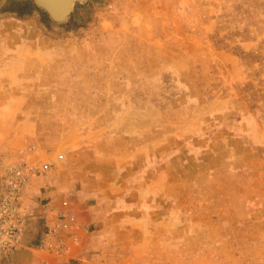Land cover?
Returning <instances> with one entry per match:
<instances>
[{
  "label": "rangeland",
  "instance_id": "rangeland-1",
  "mask_svg": "<svg viewBox=\"0 0 264 264\" xmlns=\"http://www.w3.org/2000/svg\"><path fill=\"white\" fill-rule=\"evenodd\" d=\"M134 4L148 13L142 16ZM130 16L134 24L129 27ZM117 17L119 33L111 23ZM3 20L31 21L45 38L88 43L93 58L120 60L106 73L104 62L88 59L92 71L85 72L87 65L71 59V65L60 68L55 86L42 92L52 102L61 101L54 122L60 130L86 143L62 141L50 162L61 163L56 158L69 149L80 151L77 158L67 156L75 166L96 156L116 160L132 151L145 157L167 154L164 170L170 175L157 177L151 193L158 191L155 207L133 208L166 213L172 221L110 228L139 229L150 238L149 233H160L134 261L264 264V0H86L75 3L60 23L33 0H0V24ZM59 45L56 53L65 52L62 47L69 42ZM66 52L85 54L74 47ZM53 114L46 111L49 118H56ZM15 116L27 117L22 111L0 112V159L6 162L22 161L19 153L33 148V143H11L17 133H28L16 127L9 134L4 121ZM103 164L100 174L111 171ZM163 188L173 198L164 206ZM30 207L25 200L23 211ZM50 221L43 218L34 245ZM77 223L88 232L95 229ZM134 236H119L116 242L129 257Z\"/></svg>",
  "mask_w": 264,
  "mask_h": 264
},
{
  "label": "crops",
  "instance_id": "crops-1",
  "mask_svg": "<svg viewBox=\"0 0 264 264\" xmlns=\"http://www.w3.org/2000/svg\"><path fill=\"white\" fill-rule=\"evenodd\" d=\"M133 6V10H139L142 16V13H148L144 12L145 10L140 5L135 6L134 4ZM119 19L117 17L111 20L117 32L122 23H119ZM6 22L10 25H5L3 28ZM127 23L129 27L133 25V17L130 16ZM99 29L103 30L101 25ZM60 42L61 44L69 42L67 48L62 47L66 51L74 47V52L84 51L85 54L70 55L66 51L56 53V50L61 47ZM87 48L88 43L81 46L79 41L73 39L45 38L41 29H38L31 21L3 20L0 24V112L9 110L26 113L27 117H23L22 120L15 116L10 119V122L4 121V124L9 127V134L15 132L16 127H20L21 131L26 129L28 131L21 135L17 133V136L11 139V143H33L31 150L19 153L20 160L38 164L37 166L41 168L47 166L41 176L33 178L30 182V195L26 198L28 204L31 205L27 210L28 228L18 250L6 258L3 264H138L134 258L140 255L142 248L143 250L148 248V245L156 240L160 233H149L152 235L150 238L146 237V234L142 235L143 232L139 229L138 231H135L136 229L118 231L110 228H116L115 223L134 222L140 225L144 222L167 223L172 221L166 213L143 212L133 208V206L137 208L140 206L155 207L158 191L153 195L151 193L156 190L157 177L165 176L163 179L165 180L170 175L167 170H164L168 167L167 154L159 155V157L156 154H149L145 157L141 154L137 155V151H132L127 156L124 154L120 156L126 158L125 161H121L118 157L116 160L106 158L104 162L100 161L102 157L96 156L92 158V162H83L75 166L71 163L72 158H67V156L70 153V156L75 154L77 158L80 151L71 152L69 149L59 154L62 159L57 160L56 158L57 161H62V164L48 161L49 155L54 153L53 149L57 150L62 141L70 146L73 144L79 147L86 145L80 142L77 136L72 134L73 132L62 131L60 126L54 123L59 119L56 114L62 107L61 101L56 99V102H52L42 90L45 86L50 87L49 90L55 86L54 82L59 76L60 68L64 67L66 62L71 65L74 62L71 59H78L80 65L89 67L87 69L85 66L83 71H92L88 59L95 56L88 55ZM71 51L73 52V50L69 52ZM95 58H93L94 62H104L106 73H110L111 70L108 68L112 67L114 62L121 63L119 59L113 61L110 58H102L100 61ZM44 80L48 82L44 83ZM47 110L54 112L53 117L56 118H49L46 115ZM72 124L73 122L70 125ZM118 124H121L120 120ZM128 126L131 125L128 124ZM140 126L142 125L135 124L134 128ZM89 135L92 136V134ZM106 146L108 148V145ZM86 153V151L83 152V154ZM158 160L162 161L159 165ZM103 163H106L107 170L111 168V171L100 174V168L105 167ZM119 164L121 165L117 167ZM124 184H127L125 193H123ZM113 192L119 193L116 196ZM160 192H164L163 195L166 196L163 206L168 200L173 199L171 190L163 188ZM142 200L143 203H141ZM40 201L47 202V205L42 207L39 205ZM62 201L68 203L67 212L73 215L77 222L95 229L82 234L78 242L71 243L70 251L66 256L56 258L53 254L39 249L34 245L36 243L33 244L32 239L37 235V231L41 230L43 218L44 223L52 219L48 207H60ZM119 206L121 210L115 211ZM129 207L133 209L127 210L126 208ZM132 234L136 236V243L130 250L131 257H129L116 242L118 243L119 236L130 237ZM135 236L132 238L135 239Z\"/></svg>",
  "mask_w": 264,
  "mask_h": 264
},
{
  "label": "built area",
  "instance_id": "built-area-1",
  "mask_svg": "<svg viewBox=\"0 0 264 264\" xmlns=\"http://www.w3.org/2000/svg\"><path fill=\"white\" fill-rule=\"evenodd\" d=\"M60 159L62 156L58 155L57 160ZM46 168L27 161L6 162L0 159V264L23 241L29 222L28 213L23 211V207L30 195V182L41 176ZM48 210L52 219L39 237V248L52 253L56 258H62L69 253L70 244L78 240L79 233L87 230L67 212L66 201L60 207H48Z\"/></svg>",
  "mask_w": 264,
  "mask_h": 264
},
{
  "label": "bare ground",
  "instance_id": "bare-ground-1",
  "mask_svg": "<svg viewBox=\"0 0 264 264\" xmlns=\"http://www.w3.org/2000/svg\"><path fill=\"white\" fill-rule=\"evenodd\" d=\"M7 2V1H6ZM39 2L42 4H44L45 6H49L54 13H59L57 15H66V13L71 9L72 7V2L73 0H45V2H42L41 0H39ZM5 4V3H4ZM3 9V8H1ZM5 25H10L9 22H6L3 24V28L5 27ZM5 32V31H4ZM12 32V31H11ZM7 35V34H6ZM56 208V207H55ZM88 232V231H87ZM43 234V233H42ZM41 234V235H42ZM40 235V236H41ZM82 234L79 233L78 239L80 238ZM78 242V240L76 241ZM39 247V244H38ZM18 250V249H17ZM45 251V250H43ZM47 253H49L48 251H45ZM52 254V253H50Z\"/></svg>",
  "mask_w": 264,
  "mask_h": 264
},
{
  "label": "water",
  "instance_id": "water-1",
  "mask_svg": "<svg viewBox=\"0 0 264 264\" xmlns=\"http://www.w3.org/2000/svg\"><path fill=\"white\" fill-rule=\"evenodd\" d=\"M42 2H45V0H41ZM86 0H73V2H72V7H71V9L66 13V15H57V14H59V13H54L53 12V10L49 7V6H45L43 3L41 4L40 2H39V0H33V2H34V4H35V6L38 8V9H40V10H42L47 16H48V18L51 20V21H53V22H55V23H60V22H63V21H65L66 20V18L68 17V15L73 11V6L75 5V3H82V2H85Z\"/></svg>",
  "mask_w": 264,
  "mask_h": 264
}]
</instances>
